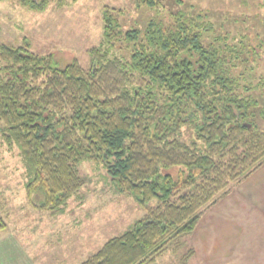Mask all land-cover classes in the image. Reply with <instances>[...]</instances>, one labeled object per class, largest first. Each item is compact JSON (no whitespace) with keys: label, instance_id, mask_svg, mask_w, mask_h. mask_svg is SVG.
Returning <instances> with one entry per match:
<instances>
[{"label":"trees","instance_id":"16d2710c","mask_svg":"<svg viewBox=\"0 0 264 264\" xmlns=\"http://www.w3.org/2000/svg\"><path fill=\"white\" fill-rule=\"evenodd\" d=\"M15 1L44 11L70 0ZM214 24L178 11L124 30L106 6L88 67L35 52L27 38L0 44L2 135L21 151L29 197L64 210L86 183L80 164L94 161L146 208L79 264H155L167 253L188 264L204 212L264 164V105L252 93L264 75L249 74L258 66L245 56L259 51L246 33L235 41ZM6 224L0 214V232Z\"/></svg>","mask_w":264,"mask_h":264},{"label":"rangeland","instance_id":"374dc122","mask_svg":"<svg viewBox=\"0 0 264 264\" xmlns=\"http://www.w3.org/2000/svg\"><path fill=\"white\" fill-rule=\"evenodd\" d=\"M263 2L162 0L160 7H140L135 0H70L62 6L52 2L46 10L35 11L15 0H0V44L18 46L27 38L35 52H55L62 64L77 58L88 67L89 49L99 45L103 37L106 6L117 11L124 30L142 27L156 15L167 19L170 12H201L215 23L216 33L228 31L236 37L235 41L246 33L244 39L256 43L253 45L260 54H245L249 58L255 56L247 64L258 66L249 74L264 75ZM244 68L240 66L241 70ZM252 93L260 101V109L264 105V87H255ZM258 120L264 128V118ZM4 126L0 121V214L7 223L0 232V254L28 256L32 259L27 264H79L146 213L134 195L118 192L104 165L94 161L80 164L86 183L70 198L64 210L56 212L39 207L27 193L29 172L21 151L4 140ZM167 254L169 258L173 256ZM174 256L175 260L180 259ZM162 260L159 264H173Z\"/></svg>","mask_w":264,"mask_h":264},{"label":"crops","instance_id":"0c3cea01","mask_svg":"<svg viewBox=\"0 0 264 264\" xmlns=\"http://www.w3.org/2000/svg\"><path fill=\"white\" fill-rule=\"evenodd\" d=\"M189 245L195 254L188 264H264V164L204 212ZM168 255L155 264L162 259L181 264L175 254ZM31 259L0 254V264Z\"/></svg>","mask_w":264,"mask_h":264}]
</instances>
